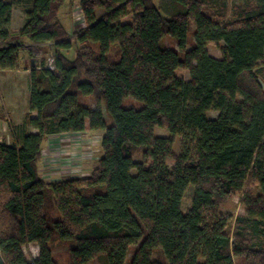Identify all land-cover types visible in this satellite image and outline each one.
Segmentation results:
<instances>
[{"label": "trees", "instance_id": "obj_1", "mask_svg": "<svg viewBox=\"0 0 264 264\" xmlns=\"http://www.w3.org/2000/svg\"><path fill=\"white\" fill-rule=\"evenodd\" d=\"M65 1L0 0V70L31 58L30 112L16 125L0 107V264H62L60 248L65 264H264V0H79L73 32ZM96 132L88 176L44 181L50 137ZM234 196L243 214L224 210Z\"/></svg>", "mask_w": 264, "mask_h": 264}, {"label": "rangeland", "instance_id": "obj_2", "mask_svg": "<svg viewBox=\"0 0 264 264\" xmlns=\"http://www.w3.org/2000/svg\"><path fill=\"white\" fill-rule=\"evenodd\" d=\"M230 8L233 4L240 2L241 0H225ZM79 0H67L64 2L59 10L60 20L68 32L84 27V19L79 12ZM24 21V16L20 8L15 7L12 13V23L15 28L20 26ZM71 26V28L69 27ZM190 40L192 38L190 37ZM163 45L168 49H177L176 42L170 37L163 39ZM189 48V47H188ZM32 49V51H31ZM42 50L48 51L47 48ZM208 53L216 58L220 57L219 50L214 45L207 46ZM26 51L39 57L41 49L36 46L29 45L26 47ZM47 57L50 54L46 55ZM68 56L73 57V51ZM185 77L188 79L189 74L185 71ZM30 77H26L24 74H17L16 72H9L7 74H0V99L4 103L6 113H13L14 119L18 120L24 112L29 113V92H30ZM79 103L84 106L97 107L95 100L90 97H79ZM1 105V102H0ZM126 107H138L139 104L131 99H126L124 102ZM3 106V104H2ZM101 110L106 116L103 103L100 102ZM8 115V114H7ZM217 112H209L208 117L211 119L216 118ZM9 116V115H8ZM25 117V116H24ZM23 117V118H24ZM23 120V119H22ZM7 134V133H5ZM156 136H168V133L164 129L156 128L154 130ZM101 136L102 133H84L80 134L77 139L69 136H62L59 138H51L49 144H45L43 150V157L39 164L40 174L46 182H55L57 180L67 177H86L88 176L93 167L96 165L101 154ZM173 149L175 152L179 150V138H175L173 141ZM56 159V160H54ZM135 161L140 160V156L134 158ZM71 163L73 165H71ZM78 163H80L78 165ZM75 164V165H74ZM79 166L78 174H73V169ZM80 174V175H79ZM193 188L189 187L183 198L182 209H187L192 200ZM241 197H232L228 204L224 207V210L233 212L234 214H243L244 209L240 205ZM23 252L30 257L37 258L38 247L35 244H28L22 247ZM55 260L65 264L69 262V255L65 248L57 249L53 252ZM155 257V256H154ZM103 259L98 258L89 264H103Z\"/></svg>", "mask_w": 264, "mask_h": 264}, {"label": "crops", "instance_id": "obj_3", "mask_svg": "<svg viewBox=\"0 0 264 264\" xmlns=\"http://www.w3.org/2000/svg\"><path fill=\"white\" fill-rule=\"evenodd\" d=\"M23 26V23L20 24V26H18L17 28H15L13 26V23L11 24V28L13 30H18L20 29L21 27ZM69 27L71 28V26L69 25ZM67 29V28H66ZM30 61H31V58L29 57V55L26 53V52H22V54H20V68L18 70H0V74H7L9 72H16L17 74H21V75H25L26 77H31V70H30ZM40 67L38 66L37 69H39ZM0 102H1V105L0 107H5L4 106V103L1 101L0 99ZM3 104V106H2ZM28 107H29V103H28ZM5 110V109H4ZM6 111V110H5ZM30 112V109L28 110ZM28 112H24V114L22 116H20V118H18V120H15L14 119V114L13 113H7L9 116H8V119L13 123V124H21L24 120V116L27 114ZM23 119V120H22ZM32 133L36 132L35 130H31ZM7 133V134H5ZM55 139V138H58V136H53V137H50V139ZM49 139V140H50ZM49 140L46 142L49 144ZM2 141H5L7 143H10V136H9V133H8V129H7V124L5 121L1 120L0 119V142ZM45 143V144H46ZM44 148H45V145H44Z\"/></svg>", "mask_w": 264, "mask_h": 264}, {"label": "built area", "instance_id": "obj_4", "mask_svg": "<svg viewBox=\"0 0 264 264\" xmlns=\"http://www.w3.org/2000/svg\"><path fill=\"white\" fill-rule=\"evenodd\" d=\"M79 9H80V13L82 14V16H83V13H82V10H81V8H80V6H79ZM83 19H84V17H83ZM84 26H85V23H84ZM52 63H53V59L52 58H49L48 59V61H47V66L48 67H52ZM80 134H84V133H77V134H66V135H62V136H69V135H71V137H73L74 139H77L79 136H80ZM62 136H58V138L59 139H61V137ZM54 160H56V159H54ZM80 163H78V165H79ZM71 165H73L72 163H71ZM75 165V164H74ZM74 171L72 172L73 174H77L78 172H79V166H77V167H75L74 169H73ZM78 171V172H77Z\"/></svg>", "mask_w": 264, "mask_h": 264}, {"label": "bare ground", "instance_id": "obj_5", "mask_svg": "<svg viewBox=\"0 0 264 264\" xmlns=\"http://www.w3.org/2000/svg\"><path fill=\"white\" fill-rule=\"evenodd\" d=\"M37 48V47H36ZM24 49V48H23ZM43 49V48H42ZM42 49H41V51H42ZM31 51H32V49H31ZM41 53V52H40ZM20 54H22V53H20ZM39 56V55H38ZM49 57V56H48ZM54 59V58H53ZM53 67V66H52ZM48 68V67H47ZM78 174V173H77ZM80 175V174H79ZM45 181V180H44Z\"/></svg>", "mask_w": 264, "mask_h": 264}]
</instances>
